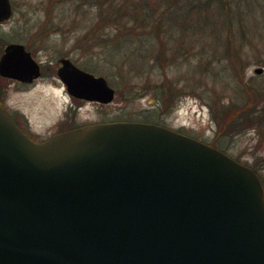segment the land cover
<instances>
[{"label": "water", "instance_id": "obj_1", "mask_svg": "<svg viewBox=\"0 0 264 264\" xmlns=\"http://www.w3.org/2000/svg\"><path fill=\"white\" fill-rule=\"evenodd\" d=\"M12 12L0 0V22ZM62 62L70 94L113 100L103 76ZM39 72L23 44L5 45L0 76ZM0 264H264L263 187L163 125L95 123L35 142L0 105Z\"/></svg>", "mask_w": 264, "mask_h": 264}, {"label": "rangeland", "instance_id": "obj_2", "mask_svg": "<svg viewBox=\"0 0 264 264\" xmlns=\"http://www.w3.org/2000/svg\"><path fill=\"white\" fill-rule=\"evenodd\" d=\"M11 2V17L0 23V55L7 43H22L41 61L46 76L26 86L0 76V101L9 114L24 115L42 138L55 133L69 100L57 87L52 68L59 56H68L78 67L106 78L115 91L110 102L74 109L78 123L133 120L182 128L204 140L214 139L219 149L256 169L264 186V0H246L239 6L241 14L232 9L231 16L242 20L232 19L217 36L210 26L199 27L194 20L182 25L161 22L164 55L169 57L175 41L182 45L164 67L148 58L159 44L147 29L132 27V21L111 25L100 20L97 0ZM228 38L239 45L238 58L227 59L235 53L233 43L228 49ZM140 54L148 58L143 72L129 65L140 60ZM257 67L262 73H254ZM163 81L177 93L171 103L170 97L161 98ZM222 113L226 125L220 123Z\"/></svg>", "mask_w": 264, "mask_h": 264}, {"label": "trees", "instance_id": "obj_3", "mask_svg": "<svg viewBox=\"0 0 264 264\" xmlns=\"http://www.w3.org/2000/svg\"><path fill=\"white\" fill-rule=\"evenodd\" d=\"M156 1L158 0H97V3L100 6V20H105L111 25H117L122 22L130 23L132 21V27H143L144 29H147V33L151 34L150 38H154L159 44V49L155 52V55L148 58L153 59L155 65L164 67L165 63L163 62H166L168 58H175V52L178 50L180 53V48L182 45H180V42L175 41L176 46H173L169 49L170 55L167 53L169 57H166V53L164 55V41L159 34V29L163 24L161 22H165L164 20L168 21L169 23H177L178 21H181L179 24L182 25L186 22L194 20L199 27H207V25L210 26L209 28L213 31V35L217 36L221 34L219 31L220 29H226V27L231 26L232 19L242 20L240 17L237 18L236 15H233L232 17L230 13L233 9L234 12L241 14L242 11H238L239 6H241L242 3H245L246 0H238L236 3H233V0H161L157 3ZM159 8L161 9V13L157 18H155V14L159 13ZM156 23H159V25L156 26ZM232 43L235 53L229 55L227 58L228 60L238 58L240 54L239 45H234V42H231L229 38L228 44H230V47H228V49H231ZM181 51L183 52L182 56H186V52L183 50ZM140 56V60H136L129 65H131V67H135L138 72L139 70L140 72H143L147 65L146 63L148 58L145 59L143 54H140ZM160 84L161 85L158 89L160 91L162 90L161 98L165 101L170 97V103L175 101L177 93L175 95V93L172 94V92H170L172 87H169V84L164 81ZM165 90H167V92L163 93ZM223 117L224 113L220 115V123L226 125L228 121L223 119ZM249 118V116H246L245 120H248ZM232 122H234V120H232ZM232 124L234 123L227 124L228 132L232 131ZM259 175L261 174L259 173Z\"/></svg>", "mask_w": 264, "mask_h": 264}, {"label": "flooded vegetation", "instance_id": "obj_4", "mask_svg": "<svg viewBox=\"0 0 264 264\" xmlns=\"http://www.w3.org/2000/svg\"><path fill=\"white\" fill-rule=\"evenodd\" d=\"M32 55V54H31ZM33 57V56H32ZM64 58H68L74 65H76L68 56H59V58L57 59L56 63L54 64V67L52 68V70L54 69L55 70V74L57 76L58 74V69L63 65V62L62 60ZM33 59L35 60V58L33 57ZM38 65H39V75L35 78H32L30 81L29 80H25V81H19V80H14L16 81L17 83L21 84V85H29V84H32V82H34L35 80H37L38 78H42V77H45V72H44V67H43V64L41 63V61H37L35 60ZM77 66V65H76ZM78 67V66H77ZM80 68V67H79ZM55 80L58 82V85L57 87H60L62 88V91L64 92L63 94L66 96V98L69 100L66 105H64L63 107V116L61 119H59L56 123H55V126L58 127L57 131L56 132H60V131H64V130H68V129H72V128H76V127H83V126H87L89 124H92V123H95V122H88V123H85V124H81V123H78L75 119H74V114L75 112L73 111L74 109L75 110H79L83 105H86V104H99L97 101H93V100H85V99H81V98H77V97H74L72 96L69 91L67 90V85L64 84L58 77H54ZM74 112V113H73ZM14 118V117H13ZM16 124L19 126V128L28 136L30 137L31 139L35 140V141H42L48 137H44L42 138V136L40 135V133L35 130L32 125L29 123L28 119L24 116V115H19V118H14ZM108 121V120H107ZM105 120H101V121H97V122H107ZM182 129V128H181ZM181 129H177L178 131L184 133V134H187L189 136H192L196 139H200L204 142H207L209 144H211L212 146L218 148L216 145H215V142H214V139H211V140H204L196 135H193V134H190L188 133L187 131L185 130H181ZM55 132V133H56ZM52 135V134H51ZM50 136V135H49ZM261 179V182H263L262 180V177H260Z\"/></svg>", "mask_w": 264, "mask_h": 264}]
</instances>
